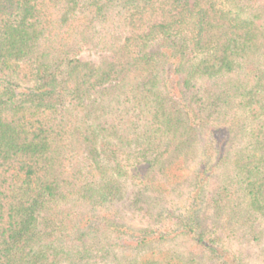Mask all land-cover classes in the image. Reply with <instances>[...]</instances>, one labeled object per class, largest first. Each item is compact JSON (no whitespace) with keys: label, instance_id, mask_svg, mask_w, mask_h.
I'll return each mask as SVG.
<instances>
[{"label":"trees","instance_id":"16d2710c","mask_svg":"<svg viewBox=\"0 0 264 264\" xmlns=\"http://www.w3.org/2000/svg\"><path fill=\"white\" fill-rule=\"evenodd\" d=\"M247 246L264 264V0H0V264Z\"/></svg>","mask_w":264,"mask_h":264},{"label":"rangeland","instance_id":"374dc122","mask_svg":"<svg viewBox=\"0 0 264 264\" xmlns=\"http://www.w3.org/2000/svg\"><path fill=\"white\" fill-rule=\"evenodd\" d=\"M82 59L83 60H91V61H97L98 60V57L96 54L94 53H90V52H86L84 54L81 55ZM138 226V224H137ZM260 249L261 247H258V246H247L246 247V250H247V253L249 255V258H248V261L251 263V264H260V258H259V255H260ZM208 264H217V262H209Z\"/></svg>","mask_w":264,"mask_h":264}]
</instances>
